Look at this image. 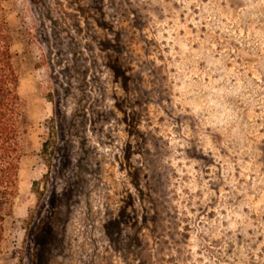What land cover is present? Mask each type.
<instances>
[{"label":"rangeland","instance_id":"obj_1","mask_svg":"<svg viewBox=\"0 0 264 264\" xmlns=\"http://www.w3.org/2000/svg\"><path fill=\"white\" fill-rule=\"evenodd\" d=\"M25 104L0 264H264V0H2Z\"/></svg>","mask_w":264,"mask_h":264},{"label":"trees","instance_id":"obj_2","mask_svg":"<svg viewBox=\"0 0 264 264\" xmlns=\"http://www.w3.org/2000/svg\"><path fill=\"white\" fill-rule=\"evenodd\" d=\"M12 37L0 0V262L5 254L6 221L12 217L19 191L23 155L25 104L20 95V74Z\"/></svg>","mask_w":264,"mask_h":264}]
</instances>
